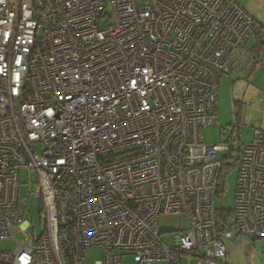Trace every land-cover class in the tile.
<instances>
[{"label": "built area", "instance_id": "built-area-1", "mask_svg": "<svg viewBox=\"0 0 264 264\" xmlns=\"http://www.w3.org/2000/svg\"><path fill=\"white\" fill-rule=\"evenodd\" d=\"M260 29L236 0H0V264H218L223 239L264 237V127L246 145L198 135L222 76L253 70ZM160 216L187 223L172 244Z\"/></svg>", "mask_w": 264, "mask_h": 264}, {"label": "rangeland", "instance_id": "rangeland-1", "mask_svg": "<svg viewBox=\"0 0 264 264\" xmlns=\"http://www.w3.org/2000/svg\"><path fill=\"white\" fill-rule=\"evenodd\" d=\"M135 2L137 6H142L145 0H135ZM238 2L264 27V0H238ZM257 42L261 43L262 49L264 30ZM248 46L250 47L251 43ZM257 97V90L250 75L237 71L223 75L217 96V123L199 128L200 141L208 145L230 142L242 145L250 143L253 139V129L259 126L261 120V113L256 107ZM237 178L238 166L234 164L225 172L223 193L221 197L216 198L215 208L234 209ZM28 204L29 218L32 219L36 233L39 234L41 231L40 200L31 195ZM186 227L187 223L181 216H160L158 218V228L163 231L160 235L161 239L167 244H172L174 232L177 233ZM223 242L226 254L222 262L218 264H264V237L250 239L244 235H238L225 238ZM1 246L11 247V239H4ZM101 255L99 249H89L86 262L93 263L100 259ZM122 264H134V262L130 256H125Z\"/></svg>", "mask_w": 264, "mask_h": 264}, {"label": "trees", "instance_id": "trees-1", "mask_svg": "<svg viewBox=\"0 0 264 264\" xmlns=\"http://www.w3.org/2000/svg\"><path fill=\"white\" fill-rule=\"evenodd\" d=\"M263 29H264V27L261 25V29H260L258 38L250 47V50L253 52V55H254V65L256 64L255 59L258 57L259 51L261 50V43L257 42V40L259 39L261 33H263ZM237 163H238V154L237 153L230 155V157L228 159L223 161L221 171H220V175H219L218 184H217L216 198L221 197V195L223 193V181H224L225 172L227 171V169H229L234 164L237 165ZM215 215H216L217 228L221 229L224 227V225L227 223V221L231 218L232 210L217 209L216 208Z\"/></svg>", "mask_w": 264, "mask_h": 264}, {"label": "crops", "instance_id": "crops-1", "mask_svg": "<svg viewBox=\"0 0 264 264\" xmlns=\"http://www.w3.org/2000/svg\"><path fill=\"white\" fill-rule=\"evenodd\" d=\"M236 2L239 3L238 0H236ZM239 5L241 4L239 3ZM255 62H259V64L254 65V68L249 75L250 77H252V81L255 84L258 94V103L256 107L258 109L257 111L261 113V120L258 127H264V47L259 51L258 57L255 59Z\"/></svg>", "mask_w": 264, "mask_h": 264}]
</instances>
